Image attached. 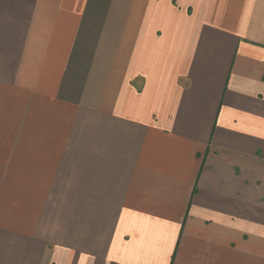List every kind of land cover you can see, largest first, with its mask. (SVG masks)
<instances>
[{"label":"crops","instance_id":"crops-1","mask_svg":"<svg viewBox=\"0 0 264 264\" xmlns=\"http://www.w3.org/2000/svg\"><path fill=\"white\" fill-rule=\"evenodd\" d=\"M264 0H0V264H263Z\"/></svg>","mask_w":264,"mask_h":264},{"label":"rangeland","instance_id":"rangeland-1","mask_svg":"<svg viewBox=\"0 0 264 264\" xmlns=\"http://www.w3.org/2000/svg\"><path fill=\"white\" fill-rule=\"evenodd\" d=\"M263 236H264V232H263ZM263 245H264V238H263ZM264 250V248H263ZM263 264H264V257H263Z\"/></svg>","mask_w":264,"mask_h":264}]
</instances>
